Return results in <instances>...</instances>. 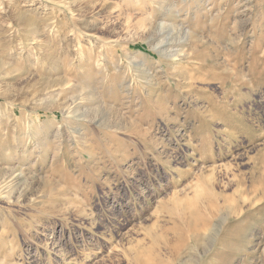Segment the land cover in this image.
<instances>
[{
  "label": "rangeland",
  "instance_id": "1",
  "mask_svg": "<svg viewBox=\"0 0 264 264\" xmlns=\"http://www.w3.org/2000/svg\"><path fill=\"white\" fill-rule=\"evenodd\" d=\"M0 264H264V0H0Z\"/></svg>",
  "mask_w": 264,
  "mask_h": 264
},
{
  "label": "bare ground",
  "instance_id": "2",
  "mask_svg": "<svg viewBox=\"0 0 264 264\" xmlns=\"http://www.w3.org/2000/svg\"><path fill=\"white\" fill-rule=\"evenodd\" d=\"M23 22V21H22ZM34 30V29H33ZM35 38V37H34ZM35 43V42H34ZM238 83V82H237ZM242 97V96H241Z\"/></svg>",
  "mask_w": 264,
  "mask_h": 264
}]
</instances>
